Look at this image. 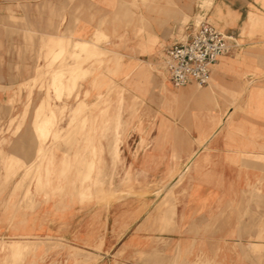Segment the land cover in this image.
Wrapping results in <instances>:
<instances>
[{
    "label": "crops",
    "instance_id": "crops-1",
    "mask_svg": "<svg viewBox=\"0 0 264 264\" xmlns=\"http://www.w3.org/2000/svg\"><path fill=\"white\" fill-rule=\"evenodd\" d=\"M200 3L0 0L2 119L16 112L25 119L33 116L32 110H26L30 103L27 91L17 89L35 80L37 69L44 64L47 41L56 47L54 54L63 44V52L67 48L75 55L76 42L99 40L97 46L110 50L131 67L156 62L167 48L184 42L196 16L204 15L207 23L231 38L228 54L212 68L206 87L197 90L190 84L180 94L165 97V105L175 101L172 99L179 100L188 114L185 124L190 129L178 134L165 117L163 132H154L147 159L141 161L146 175L137 176L138 182L148 184L147 196H127L109 209L106 228L112 229L115 224V234L104 236L101 252L108 246L117 252L126 248L130 264H193L184 247H194L192 253L212 263L219 260V248L224 244L250 241V245H264V0H213L207 14ZM36 92L32 93L31 104L36 102ZM155 101V97L148 99L149 103ZM221 122V128L208 139ZM22 134L28 135L25 127L18 133ZM15 138L0 145V176L6 172L2 166L11 160L24 162L35 156L34 143ZM179 141L184 144L174 148ZM193 152L196 154L188 170L176 180V175L170 174L176 169L173 158L180 159L182 169ZM138 163L131 160L133 167ZM15 175L0 195L4 199L0 230L50 234L89 252L92 248L84 243L98 237L91 227L94 212L76 207L60 210L53 202L41 204L33 212L34 219L22 222L21 172ZM157 182L164 183L158 197ZM157 201L170 209L168 214L165 208L163 219L157 216ZM160 225L166 233L156 232ZM124 226H128L126 231ZM167 247H180L187 257L178 259L174 256L177 251L172 256ZM254 258L243 262L255 264Z\"/></svg>",
    "mask_w": 264,
    "mask_h": 264
},
{
    "label": "rangeland",
    "instance_id": "rangeland-1",
    "mask_svg": "<svg viewBox=\"0 0 264 264\" xmlns=\"http://www.w3.org/2000/svg\"><path fill=\"white\" fill-rule=\"evenodd\" d=\"M200 1L201 9L207 14L210 8L203 4L204 0ZM203 18L205 19L204 15L196 16L194 24L204 20ZM99 42H76L73 47L75 55L69 54L67 48L63 52V44H59L61 48L54 54L56 47L52 41L44 43V64L37 69L35 80L17 89L18 92L22 89L27 91L30 103L26 110H32L33 116L25 119L16 112L7 119L0 118L1 146L16 137L14 141L34 143L37 148L32 160L16 163L11 160L8 165L2 166L1 170L6 172L0 176V195L11 185L10 181L18 171L21 172L19 190L23 193L19 200L23 213L20 221H31L38 206L53 202L60 210H67L69 207L92 210L96 217L92 220L91 227L95 228L98 237L92 238L91 243H84L92 248L89 250L91 253L50 234L40 236L29 231L18 234L0 230V247L3 248L0 251V264H130L126 248L117 252L115 248L108 246L101 252L104 236L108 234L110 238L115 234V224L112 229L106 228L105 219L109 209L127 196H147L148 184L138 182L137 176L146 175L141 161L147 159L149 144L154 142V132L156 135L163 132L165 117L172 121L178 134L180 131L187 132L190 127L185 124L188 114L181 109L178 99L164 104L165 97L178 95L182 89H173L168 84L162 54L158 55L156 62L146 66L136 64L126 67L121 58L113 56L110 50L97 46ZM196 89L200 90L198 87ZM34 90H37L36 102L31 104ZM149 97H155L156 101L149 103ZM23 127L28 135L19 136ZM41 131L47 135L44 137ZM115 133L122 139L116 162L112 158ZM183 144L181 141L176 142L174 148ZM195 154L193 152L184 165L183 174L188 170ZM132 159L139 160L138 166L131 165ZM172 161L176 169L170 174L176 175L181 170L180 159L173 158ZM163 185V182L155 184L158 189L157 197L163 192ZM3 205L4 199L0 197V207ZM165 208H168L167 204L157 201L156 213L161 219ZM169 210L168 208V214ZM127 227L124 226L123 231ZM121 231L120 227L119 233ZM156 232L166 233L161 225ZM11 242L26 244L24 253L21 252L18 257L15 255L19 253L10 256ZM224 245L219 248V260L212 263L205 256L192 253L194 247L184 249L188 251L193 264H244L243 261H248L250 257H255V264H264V245L258 248L250 245V241ZM168 250H171L172 256L177 251L174 256L178 259L187 257L180 247Z\"/></svg>",
    "mask_w": 264,
    "mask_h": 264
},
{
    "label": "built area",
    "instance_id": "built-area-1",
    "mask_svg": "<svg viewBox=\"0 0 264 264\" xmlns=\"http://www.w3.org/2000/svg\"><path fill=\"white\" fill-rule=\"evenodd\" d=\"M190 36L182 43L167 48L163 66L168 84L182 89L190 84L206 87L215 64L230 50V37L205 20L192 23Z\"/></svg>",
    "mask_w": 264,
    "mask_h": 264
},
{
    "label": "bare ground",
    "instance_id": "bare-ground-1",
    "mask_svg": "<svg viewBox=\"0 0 264 264\" xmlns=\"http://www.w3.org/2000/svg\"><path fill=\"white\" fill-rule=\"evenodd\" d=\"M212 2H213V0H204V3L203 4H205L207 7H208V9L212 6ZM207 9V10H208ZM89 51V50H88ZM54 77V76H53ZM54 86H56V85H54ZM226 113H228V112H226ZM225 117V116H224ZM223 119V118H222ZM221 119V120H222ZM55 123V122H54ZM117 123V122H116ZM223 122H221L218 126H216V128L213 130V132H212V134H210L211 136L210 137H208V139L209 138H211L214 134H215V132H217L221 127V124H222ZM38 124V123H37ZM51 124V123H50ZM52 126H53V124H52ZM52 126H50V127H52ZM73 126L74 125H72V129H73ZM118 126V125H117ZM116 126V128H118ZM125 126H126V123H125ZM53 128H55V127H53ZM53 128H51V129H53ZM70 128H71V126H70ZM70 128H68V129H70ZM115 130H117V129H115ZM122 130V129H121ZM71 131V130H70ZM120 131V130H119ZM42 132V134L44 133V131H41ZM67 133V132H66ZM116 133H118L117 131H116ZM116 133H115V137L113 138L114 140H112V141H114V143H113V152H114V157H112V158H114L115 159V161L114 162H116V160H118V158H119V154H120V145L122 144V139H121V136H119L118 134L116 135ZM123 133V132H122ZM120 134V133H119ZM45 135H47L46 133H44V137H45ZM121 135H123V134H121ZM47 137V136H46ZM210 141V140H209ZM42 147V146H41ZM39 149V148H38ZM48 149V148H47ZM196 153V152H195ZM45 154V153H44ZM94 156V155H93ZM92 157V156H91ZM192 157V156H191ZM94 158V157H93ZM42 159V158H41ZM92 160V159H91ZM112 161V160H111ZM91 162V161H90ZM85 164H86V162H85ZM89 164V163H88ZM90 164H92V163H90ZM89 164V165H90ZM189 164V163H188ZM40 165V164H39ZM93 165V164H92ZM91 165V166H92ZM115 165V164H114ZM78 166V165H77ZM188 166V165H187ZM33 167V166H32ZM92 167H94V166H92ZM113 169H115V168H113ZM184 170H185V167L183 168V169H181L180 171H178L177 173H176V176H175V179L176 180H179V178L183 175V172H184ZM36 171V170H35ZM92 171V170H91ZM80 172H82V171H80ZM28 173V172H27ZM87 173V172H86ZM99 173V172H98ZM80 174V173H79ZM83 174V173H82ZM90 175V174H89ZM113 175V174H112ZM79 176V175H78ZM99 176V175H98ZM111 177V176H110ZM104 178V177H103ZM112 178V177H111ZM110 178V179H111ZM83 179V178H82ZM81 179V180H82ZM105 179V178H104ZM109 180V179H108ZM108 180H105L106 182H108ZM112 180V179H111ZM111 180H109V181H111ZM129 181V180H128ZM84 182V181H83ZM101 182V181H100ZM105 182V183H106ZM80 183V182H79ZM112 183V182H111ZM123 184V183H122ZM110 187V186H109ZM119 187V186H118ZM121 187V186H120ZM81 188V187H80ZM118 189V188H117ZM76 191V190H75ZM169 192V191H168ZM25 194H26V191H25ZM59 244V243H58ZM71 246V245H70ZM256 246V245H255ZM258 248H259V246H257ZM256 247V248H257ZM255 248V247H254ZM9 249H10V256H12V254H17V253H19V254H17V255H15V257L17 256L18 257V255H21L22 253L21 252H23V251H25L26 250V244H24V243H21V242H11V243H9ZM256 250V249H255ZM254 250V251H255ZM0 251H3V248H2V246L0 247ZM21 253V254H20ZM24 253V252H23ZM87 253V252H86ZM85 254V253H84ZM89 254V253H88ZM87 254V255H88ZM14 256V255H13ZM14 257V258H15ZM88 257V256H87ZM10 258V257H9ZM11 259V258H10ZM9 259V260H10ZM89 259V258H88ZM12 260H13V258H12ZM87 260V259H86ZM14 263V262H13Z\"/></svg>",
    "mask_w": 264,
    "mask_h": 264
}]
</instances>
